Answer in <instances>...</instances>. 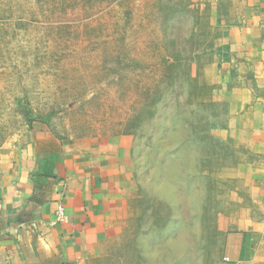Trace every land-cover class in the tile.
Wrapping results in <instances>:
<instances>
[{"label": "rangeland", "instance_id": "374dc122", "mask_svg": "<svg viewBox=\"0 0 264 264\" xmlns=\"http://www.w3.org/2000/svg\"><path fill=\"white\" fill-rule=\"evenodd\" d=\"M235 4L0 0V147L39 126L64 141L126 135L132 142L138 190L122 228L84 264L226 262L224 226L243 204L232 192L245 189L228 168L195 177L194 158L170 152L172 110L188 112L177 85L162 95L155 86L167 61L179 60L200 64V81L216 87L205 70L225 52ZM159 96L166 98L155 106Z\"/></svg>", "mask_w": 264, "mask_h": 264}, {"label": "crops", "instance_id": "0c3cea01", "mask_svg": "<svg viewBox=\"0 0 264 264\" xmlns=\"http://www.w3.org/2000/svg\"><path fill=\"white\" fill-rule=\"evenodd\" d=\"M235 6L225 52L205 70L228 111L213 134L253 156L226 173L245 194L232 192L243 204L224 226V264H264V0ZM135 176L126 135L64 141L39 126L10 138L0 147V264H84L97 256L126 220ZM59 204L66 222L57 221Z\"/></svg>", "mask_w": 264, "mask_h": 264}, {"label": "trees", "instance_id": "16d2710c", "mask_svg": "<svg viewBox=\"0 0 264 264\" xmlns=\"http://www.w3.org/2000/svg\"><path fill=\"white\" fill-rule=\"evenodd\" d=\"M193 65L192 62L179 60L167 61L165 72L160 80H157L155 88L159 89L160 95L176 85L181 89L182 100L186 105L184 112H188V116L187 118L181 117L180 111L172 110V121L169 128L174 137L170 152L180 158L185 152L189 155V160L194 158L195 177L198 173L200 177H203V173L208 172V177L205 178H209L210 174L216 172V169L235 166L241 159L237 157L238 148L234 146L231 139H222L213 134L212 131L215 128L226 126L227 105L213 98L215 87L201 82V65L198 63L195 67ZM174 70H180L181 73L175 74ZM180 76L182 78L179 82L178 77ZM198 91L201 93V98L198 97ZM165 98L159 96L155 101V106ZM177 132L181 133V136H176Z\"/></svg>", "mask_w": 264, "mask_h": 264}, {"label": "built area", "instance_id": "2783aa9c", "mask_svg": "<svg viewBox=\"0 0 264 264\" xmlns=\"http://www.w3.org/2000/svg\"><path fill=\"white\" fill-rule=\"evenodd\" d=\"M57 221L58 222H66L67 221V216H66V208L63 204H59L57 208ZM226 260H228L226 258Z\"/></svg>", "mask_w": 264, "mask_h": 264}]
</instances>
